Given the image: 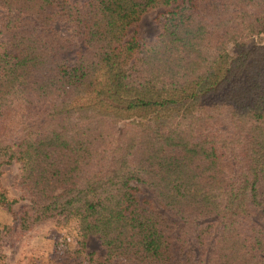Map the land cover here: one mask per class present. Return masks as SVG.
I'll return each instance as SVG.
<instances>
[{"label":"trees","instance_id":"trees-1","mask_svg":"<svg viewBox=\"0 0 264 264\" xmlns=\"http://www.w3.org/2000/svg\"><path fill=\"white\" fill-rule=\"evenodd\" d=\"M160 8L155 43L126 40ZM0 10V206L15 203L1 168L19 162L23 231L79 220L105 250L87 264H264L253 220L264 213V0H0Z\"/></svg>","mask_w":264,"mask_h":264},{"label":"rangeland","instance_id":"rangeland-1","mask_svg":"<svg viewBox=\"0 0 264 264\" xmlns=\"http://www.w3.org/2000/svg\"><path fill=\"white\" fill-rule=\"evenodd\" d=\"M70 1L84 5L91 0ZM2 13L0 10V21ZM165 19L166 10L163 8L148 12L140 22L128 29L126 40L137 38L142 44L155 43L163 32ZM262 39L258 38V42L263 41ZM3 42L4 39L0 33V50ZM81 50L85 51L83 44ZM230 53H234V47L231 48ZM64 58L72 65L76 60V54L68 51L64 54ZM1 173L2 186L7 191L9 199L15 202L12 210H9L7 206H0V224L3 228L9 227L8 230H2L0 234V252L4 256V264H87L88 253H94L96 257L105 255V250L98 237L91 235L88 226L82 225L77 219L52 218L38 223L30 230L23 231L20 227L19 216L30 205V196L19 185L21 164L13 162L10 165H4ZM133 185L138 189L140 198L151 200L160 213L173 221L176 233H178L179 219L159 205L153 191L143 184ZM257 188L262 191L260 183ZM253 220L258 225L264 226V213L257 211ZM220 230L221 224L219 223L217 233ZM83 242L86 248L81 251ZM208 248L212 251L213 240L208 244ZM193 249L197 250L194 247ZM71 255L72 260L69 259Z\"/></svg>","mask_w":264,"mask_h":264}]
</instances>
